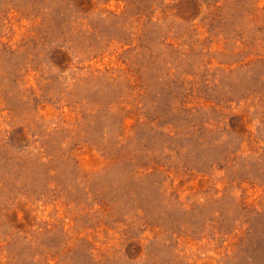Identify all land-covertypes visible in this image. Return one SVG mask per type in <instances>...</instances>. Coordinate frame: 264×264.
Segmentation results:
<instances>
[{
  "label": "rangeland",
  "instance_id": "374dc122",
  "mask_svg": "<svg viewBox=\"0 0 264 264\" xmlns=\"http://www.w3.org/2000/svg\"><path fill=\"white\" fill-rule=\"evenodd\" d=\"M0 264H264V0H0Z\"/></svg>",
  "mask_w": 264,
  "mask_h": 264
}]
</instances>
